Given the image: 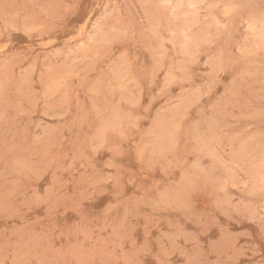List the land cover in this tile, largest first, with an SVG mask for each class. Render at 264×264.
Segmentation results:
<instances>
[{"label": "rangeland", "instance_id": "1", "mask_svg": "<svg viewBox=\"0 0 264 264\" xmlns=\"http://www.w3.org/2000/svg\"><path fill=\"white\" fill-rule=\"evenodd\" d=\"M263 13L0 0V264H264Z\"/></svg>", "mask_w": 264, "mask_h": 264}, {"label": "bare ground", "instance_id": "2", "mask_svg": "<svg viewBox=\"0 0 264 264\" xmlns=\"http://www.w3.org/2000/svg\"><path fill=\"white\" fill-rule=\"evenodd\" d=\"M162 1H163V0H162ZM196 2H197V1H196ZM187 4H188V2H187ZM194 5H195V1H190V2H189V6H190V7H194ZM184 6H185V5H184ZM174 7L178 8V7H179V4H176ZM215 7H216V6H215ZM178 9H179V8H178ZM173 11H174V10H173ZM173 11H172V12H173ZM177 11H178V10H177ZM175 12H176V11H175ZM263 14H264V13H263ZM186 15L188 16V14H186ZM260 15H261V14H260ZM260 15H259V16H260ZM187 16H186V18H187ZM191 16H192V15H191ZM199 16H200V15H199ZM261 16H262V15H261ZM261 16H260V17H261ZM177 17H179V16H177ZM177 17H176V18H177ZM182 17H183V15H182ZM188 17H189V16H188ZM172 18H173V17H172ZM183 18H184V17H183ZM177 19H178V18H177ZM256 19H257V18H256ZM185 20H187V19H185ZM225 21H226V20H225ZM252 22H253V21H252ZM252 22H251V23H252ZM185 25H186V23H185ZM188 26H189V25H188ZM222 28H223V27H222ZM245 28H246V27H245ZM217 29H218V28H217ZM249 29H250V28H249ZM174 30H175V29H174ZM180 30H181V29H180ZM182 31L184 32V30H182ZM183 32H182V34H184ZM173 34H174V33H173ZM182 34H181V35H182ZM184 35H185V34H184ZM80 36H81V35H80ZM255 37H256V36H255ZM172 38H173V37H172ZM164 39H166V38H164ZM168 39H169V38H168ZM189 39H190V38L188 37V35H186V40H189ZM256 41H257V40H256ZM163 44H164V43H163ZM163 44H162V45H163ZM171 46H172V45H171ZM183 46H184V45H183ZM163 47H164V45H163ZM162 49H163V48H162ZM168 75H169V74H168ZM169 81H170V80H169ZM171 81H172V80H171ZM196 93H197V92H196ZM165 114H166V113H165ZM174 116H175V115H174ZM171 118H172V117H171ZM164 120H166V119L164 118ZM166 121H167V120H166ZM161 122H162V121H161ZM172 123H173V122H172ZM159 124H160V123H159ZM159 124H158V125H159ZM168 124H169V123H168ZM159 130H161V129H159ZM163 132H164V131H163ZM170 132H171V131H170ZM202 144H203V143H202ZM166 148H167V147H166ZM160 149H161V148H160ZM159 154H160V153H159Z\"/></svg>", "mask_w": 264, "mask_h": 264}]
</instances>
